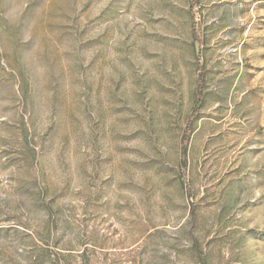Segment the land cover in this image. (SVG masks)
<instances>
[{
	"label": "rangeland",
	"instance_id": "obj_1",
	"mask_svg": "<svg viewBox=\"0 0 264 264\" xmlns=\"http://www.w3.org/2000/svg\"><path fill=\"white\" fill-rule=\"evenodd\" d=\"M0 264H264V0H0Z\"/></svg>",
	"mask_w": 264,
	"mask_h": 264
}]
</instances>
